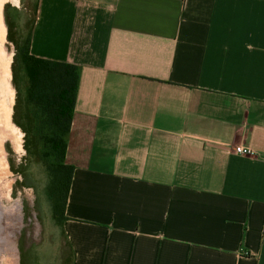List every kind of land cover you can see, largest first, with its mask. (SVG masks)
I'll list each match as a JSON object with an SVG mask.
<instances>
[{"label":"crops","instance_id":"0c3cea01","mask_svg":"<svg viewBox=\"0 0 264 264\" xmlns=\"http://www.w3.org/2000/svg\"><path fill=\"white\" fill-rule=\"evenodd\" d=\"M35 2L78 66L66 264H264V0Z\"/></svg>","mask_w":264,"mask_h":264},{"label":"rangeland","instance_id":"374dc122","mask_svg":"<svg viewBox=\"0 0 264 264\" xmlns=\"http://www.w3.org/2000/svg\"><path fill=\"white\" fill-rule=\"evenodd\" d=\"M34 3L0 0V264H66L70 259L42 161L28 154L17 124L25 110L16 87L21 65L14 54L29 30Z\"/></svg>","mask_w":264,"mask_h":264},{"label":"trees","instance_id":"16d2710c","mask_svg":"<svg viewBox=\"0 0 264 264\" xmlns=\"http://www.w3.org/2000/svg\"><path fill=\"white\" fill-rule=\"evenodd\" d=\"M35 10L36 2L33 14ZM32 22L15 47L14 58L21 65V80L15 83L25 110L17 124L24 132L28 154L42 161L53 216L59 218L61 225L73 172V166L65 162V152L77 92L78 66L32 56L29 51Z\"/></svg>","mask_w":264,"mask_h":264},{"label":"built area","instance_id":"2783aa9c","mask_svg":"<svg viewBox=\"0 0 264 264\" xmlns=\"http://www.w3.org/2000/svg\"><path fill=\"white\" fill-rule=\"evenodd\" d=\"M233 152L234 153H238V154H242V155H253L254 151L249 148V147H243L240 145H236L233 147Z\"/></svg>","mask_w":264,"mask_h":264},{"label":"bare ground","instance_id":"6f19581e","mask_svg":"<svg viewBox=\"0 0 264 264\" xmlns=\"http://www.w3.org/2000/svg\"><path fill=\"white\" fill-rule=\"evenodd\" d=\"M7 113V112H6ZM2 218V217H1ZM8 223V222H7ZM3 224V223H2ZM6 225V223H4ZM6 228V227H5ZM7 230V229H6ZM5 247V246H4ZM7 252V251H6Z\"/></svg>","mask_w":264,"mask_h":264}]
</instances>
